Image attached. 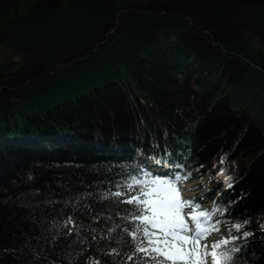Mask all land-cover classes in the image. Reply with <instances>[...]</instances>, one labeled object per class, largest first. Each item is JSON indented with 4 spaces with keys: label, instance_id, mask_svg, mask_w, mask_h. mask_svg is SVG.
Returning <instances> with one entry per match:
<instances>
[{
    "label": "trees",
    "instance_id": "obj_1",
    "mask_svg": "<svg viewBox=\"0 0 264 264\" xmlns=\"http://www.w3.org/2000/svg\"><path fill=\"white\" fill-rule=\"evenodd\" d=\"M158 129L185 170L244 177L225 202L252 241L232 264H264V0H0V145L41 135L45 158L54 137L68 158L1 145L0 264H154L131 236L146 184L103 142Z\"/></svg>",
    "mask_w": 264,
    "mask_h": 264
},
{
    "label": "snow or ice",
    "instance_id": "obj_2",
    "mask_svg": "<svg viewBox=\"0 0 264 264\" xmlns=\"http://www.w3.org/2000/svg\"><path fill=\"white\" fill-rule=\"evenodd\" d=\"M154 163L159 167L168 168L163 159ZM152 171L154 180L150 183L153 187L144 193L146 199L139 200V204L143 206V215L131 217V219L145 221L152 229L149 231L147 226L144 228V236L149 237L148 244L146 247L137 248L136 253L151 257L154 264L157 256L165 257L166 264H205V259L209 254L211 257L210 264H229L232 254L224 251L222 246L228 244L229 239H237L238 237L213 238L209 243L211 231L201 229L199 221H196L197 213L195 212L191 213L193 220L196 221L195 235H183L187 227L185 224L187 213L184 209L189 201L181 199V190L168 178L167 172L160 173L158 169H152ZM172 175L179 176V168H176ZM129 187L135 189L137 185L130 184ZM124 202L135 203V198L128 195ZM200 215L204 216L207 213L201 212ZM240 227L241 225H236L237 229ZM74 230L77 229L75 221H72V227L67 228L69 235ZM137 235L138 231L131 232L132 237ZM201 235L204 236L203 240L200 239ZM244 235L248 236L250 233L245 232ZM201 248H203V252H201ZM209 248L211 249L210 253ZM109 251L114 252L115 249H109ZM237 251L239 250L237 249ZM136 253L130 255L128 259L132 260ZM95 264H100V261H95ZM136 264H141V261L137 259Z\"/></svg>",
    "mask_w": 264,
    "mask_h": 264
},
{
    "label": "rangeland",
    "instance_id": "obj_3",
    "mask_svg": "<svg viewBox=\"0 0 264 264\" xmlns=\"http://www.w3.org/2000/svg\"><path fill=\"white\" fill-rule=\"evenodd\" d=\"M27 144H28V143H27ZM27 144H26V145H27ZM56 175H57V174H56ZM6 179H10V178H6ZM6 179H5V180H6ZM4 182H5V181H3L2 183H4ZM0 184H1V183H0ZM191 191H194V190H191ZM23 192H24V189H23Z\"/></svg>",
    "mask_w": 264,
    "mask_h": 264
},
{
    "label": "bare ground",
    "instance_id": "obj_4",
    "mask_svg": "<svg viewBox=\"0 0 264 264\" xmlns=\"http://www.w3.org/2000/svg\"><path fill=\"white\" fill-rule=\"evenodd\" d=\"M13 91H14V89H13ZM82 94V93H81ZM68 101V100H67ZM63 121V120H62ZM63 130V129H62Z\"/></svg>",
    "mask_w": 264,
    "mask_h": 264
}]
</instances>
